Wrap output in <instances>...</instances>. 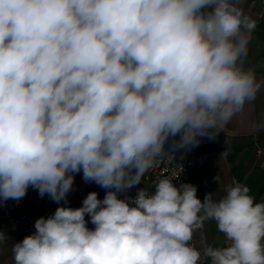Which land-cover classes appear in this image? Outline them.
Wrapping results in <instances>:
<instances>
[{"label": "clouds", "instance_id": "1", "mask_svg": "<svg viewBox=\"0 0 264 264\" xmlns=\"http://www.w3.org/2000/svg\"><path fill=\"white\" fill-rule=\"evenodd\" d=\"M239 4L0 0V204L31 187L59 205L80 172L106 190L36 219L14 264H264V201L246 184L201 200L163 177L152 193L119 195L166 145L215 139L264 89L244 67L256 21ZM206 221L224 246L192 245Z\"/></svg>", "mask_w": 264, "mask_h": 264}, {"label": "crops", "instance_id": "2", "mask_svg": "<svg viewBox=\"0 0 264 264\" xmlns=\"http://www.w3.org/2000/svg\"><path fill=\"white\" fill-rule=\"evenodd\" d=\"M239 6L256 21L244 67L254 69L258 80L264 79V0H240ZM261 124H264V89L255 100L245 104L244 109L228 122L215 139L203 137L197 147L178 150L193 160L188 176L190 183L197 187L198 198L203 200L206 193H211L214 200H219L226 194L225 187L235 180L250 188L256 202L264 201V153L258 155L256 152L257 149H264V127H258ZM166 147L169 148V145ZM82 176V172L75 174L72 191L59 205L48 195L40 197L38 191L30 187L26 196L16 201L17 209L39 208L40 217L47 218L58 206H82L83 199L92 191L97 192L102 200L106 190L94 182H85ZM86 220L89 221L88 227L93 228L90 218L86 216ZM34 231L33 227L6 234L8 239L0 243V264H14L13 244ZM193 238L196 246L222 247L226 244L214 221H206Z\"/></svg>", "mask_w": 264, "mask_h": 264}, {"label": "built area", "instance_id": "3", "mask_svg": "<svg viewBox=\"0 0 264 264\" xmlns=\"http://www.w3.org/2000/svg\"><path fill=\"white\" fill-rule=\"evenodd\" d=\"M166 150L169 151V154L171 156L168 154H164L159 157L157 164L153 169H150L145 174L141 181V184H138L136 187L128 190L126 193H120V198H124L125 196L135 197L137 190L142 187L149 193H152L155 190V184L158 179L163 177L172 178L173 183L176 186H179L183 183H190L188 169L193 164L192 158L182 152L172 151L167 147ZM256 152L258 154V149ZM39 217V208H35L33 210H18L16 201L10 199L0 204V231L9 234L16 230L33 228L34 222ZM191 243L194 247L200 250L207 246H196L194 238Z\"/></svg>", "mask_w": 264, "mask_h": 264}]
</instances>
